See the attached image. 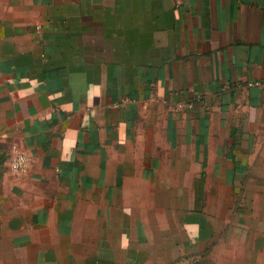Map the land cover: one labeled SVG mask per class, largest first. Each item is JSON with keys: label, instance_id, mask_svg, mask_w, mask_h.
<instances>
[{"label": "crops", "instance_id": "crops-1", "mask_svg": "<svg viewBox=\"0 0 264 264\" xmlns=\"http://www.w3.org/2000/svg\"><path fill=\"white\" fill-rule=\"evenodd\" d=\"M0 264H264V0H0Z\"/></svg>", "mask_w": 264, "mask_h": 264}, {"label": "built area", "instance_id": "built-area-1", "mask_svg": "<svg viewBox=\"0 0 264 264\" xmlns=\"http://www.w3.org/2000/svg\"><path fill=\"white\" fill-rule=\"evenodd\" d=\"M29 155L25 152H17L10 162V167L15 172H22L27 168Z\"/></svg>", "mask_w": 264, "mask_h": 264}]
</instances>
